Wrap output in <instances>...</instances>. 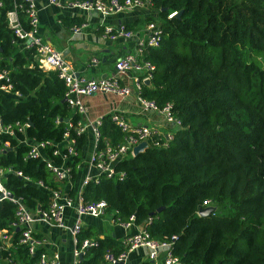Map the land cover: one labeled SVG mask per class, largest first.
<instances>
[{
	"label": "trees",
	"instance_id": "trees-1",
	"mask_svg": "<svg viewBox=\"0 0 264 264\" xmlns=\"http://www.w3.org/2000/svg\"><path fill=\"white\" fill-rule=\"evenodd\" d=\"M14 7L29 27L26 0H0V73L7 72L0 85H11L9 92L0 90V126L14 129L12 135L0 131L1 179L36 210L48 205L50 189L64 184L46 166V159L63 162L53 153L56 143L66 130L76 141V153L64 161L74 182L84 134L68 127L66 119L75 124L80 115L64 100V80L41 67L35 49L25 47L8 25L6 13ZM150 7L159 22L151 14L125 24L131 30L156 21L161 29L159 44L143 50L155 69L141 94L159 106L170 102L181 126L168 146L154 145L162 137L154 135L147 148L118 161L121 178L89 180L83 201L105 200L106 213L116 220L132 215L154 239L171 241L172 252L187 264H264V0H151ZM171 12L176 14L168 16ZM82 20L61 18L65 27ZM17 123L27 125L18 130ZM99 129L98 148L107 140L115 145L123 135L110 114ZM24 139L44 142L45 158L30 156ZM204 200L216 210L199 215ZM14 219V204L0 200V230ZM77 236L98 241L87 248L82 264L124 249L92 225ZM18 248L23 260L35 259Z\"/></svg>",
	"mask_w": 264,
	"mask_h": 264
},
{
	"label": "built area",
	"instance_id": "built-area-1",
	"mask_svg": "<svg viewBox=\"0 0 264 264\" xmlns=\"http://www.w3.org/2000/svg\"><path fill=\"white\" fill-rule=\"evenodd\" d=\"M28 7L26 8L28 28H24L19 18L16 8L7 11L6 17L8 25L14 29L16 35L23 39V45L27 48L35 49V57L44 69L55 70L59 77L64 80L66 91L65 101L69 106L75 109L77 113L85 114V107L80 99L82 95H90L96 92H107L123 97L134 94L141 102L144 109L157 111L163 118L165 126H169L173 130L181 126L179 118H176L171 112L170 102L162 106L156 104L153 99L142 96L143 82H149L155 65L143 57V50L147 46H157L161 39V29L158 22L151 21L145 26L146 35L136 39V47L132 51H128L123 56L116 59L114 64V74L109 77L94 78L87 77L83 74H77L65 59L61 50L57 49L49 42L42 39L39 33V16L36 6V0H26ZM48 4L59 8H74L83 10H95L102 17L103 38L115 40L118 37L135 38L134 32L128 29L124 24L112 25L106 22V18L117 12L131 11L139 6L150 7L151 0H47ZM175 12L169 13L172 16ZM87 21L80 24H73L71 30L75 33L80 32L82 28L88 26ZM134 73V85H130L122 80L129 72ZM7 77V72L0 73V79ZM0 90L4 92L11 91L10 84H1ZM18 95V92H15ZM102 118V117H101ZM101 118L95 122L88 121L83 123L80 119L75 123L68 121V127L72 126L76 134L83 133L87 125H90L94 134L96 148L90 156V162L97 170V175L86 174L83 180V186L89 181L99 182V176L103 175L107 178H121L123 171L116 170L115 164L121 159L134 155L133 148L142 141L149 144V139L154 135H161V140H153L154 145L168 146L172 139V131H159L153 126L148 125H131L124 115L117 111L111 113V120L123 133L121 140L112 145L108 140L104 145L98 148V140L100 136L99 125ZM27 124L17 123L18 130H23ZM4 129L11 135L14 129L11 125L5 127L0 126V131ZM69 131L66 130L63 140L56 143L53 150L54 154L61 156L63 162L58 163L50 159H46V166L50 169L59 180H70V168L64 163L67 159H71L76 153L75 139L68 138ZM21 142L30 146L28 154L32 157L45 158L43 153L44 142H36L30 139H24ZM11 170V168H8ZM4 170L0 168V200L8 199L15 206V219L10 223V227L0 230V264H61L60 253L56 249L50 252L45 248V240L38 233L35 224L45 223L52 226L68 229L73 234L74 247L72 251V264H82L81 259L87 248L97 245L98 241L95 237L78 238L77 232L81 228V218L83 215H91L100 217L106 214V201L99 200L96 202H84L81 189L76 195L66 194L62 187L50 189L51 200L44 208L31 210L24 202L20 195H14L9 188L2 182ZM17 175L29 180V176L23 175L21 170L14 171ZM37 184L47 187L42 180H38ZM203 204L208 206L207 200ZM204 206V207H205ZM67 208L74 209L76 217L72 224H68L65 220V210ZM150 219V218H149ZM116 220V219H115ZM124 226H129L133 222L131 215L127 221L117 220ZM17 232V235L15 233ZM172 238H175L173 235ZM171 241L154 239L149 231L144 227L127 233L123 239L124 250L114 253L111 250L106 251L103 257L96 264H118L124 263L127 259L129 251L137 247H147L150 251V262L148 264H187L171 250ZM19 246L25 248L28 255H34L33 261L23 260L18 256L16 250Z\"/></svg>",
	"mask_w": 264,
	"mask_h": 264
},
{
	"label": "crops",
	"instance_id": "crops-1",
	"mask_svg": "<svg viewBox=\"0 0 264 264\" xmlns=\"http://www.w3.org/2000/svg\"><path fill=\"white\" fill-rule=\"evenodd\" d=\"M36 6L39 16V33L42 39L61 50L65 59L77 74H83L87 77L102 78L112 76L116 59L135 49L136 39L146 35L145 24L131 29L135 38L118 37L115 40L103 38L102 17L95 10L59 9L48 4L47 0H36ZM151 14L156 16L151 7L139 6L131 11L111 14L106 18V22L112 25L121 23L125 25ZM65 15L79 16L83 19L82 21H87L89 24L82 28L80 32L75 33L70 26L65 27L62 24L61 18ZM133 76L134 73L130 71L127 76L122 77V80L134 85ZM80 99L86 111L84 115L78 113L80 115L79 119L83 123L88 121L95 122L98 118L107 114L111 115L113 111H117L124 115L131 125L153 126L159 131H165V133L169 130L173 131L169 126H165L162 116L157 111L144 109L134 94L120 97L112 93L96 92L90 95H82ZM69 107L73 113H77L74 108ZM66 121H69V119L67 118ZM90 127V125H87L83 132L84 143L81 149V160L76 179L74 182L66 180L62 185L66 194L76 195L80 189L81 191L83 189L85 175L94 176L98 173L90 162V156L97 147V140ZM75 217L74 209L67 208L65 210V220L69 225L73 223ZM86 225L94 226L99 236L109 235L118 241L120 240L122 245L127 233L141 227V225L134 222L130 223L129 226H124L109 213L100 217L83 215L81 227ZM35 228L44 238L47 251L50 252L52 249H56L60 253L61 264H72L74 240L71 231L40 222L35 224ZM149 254L150 251L147 247H137L128 252L127 259L123 264H148L150 262Z\"/></svg>",
	"mask_w": 264,
	"mask_h": 264
},
{
	"label": "water",
	"instance_id": "water-1",
	"mask_svg": "<svg viewBox=\"0 0 264 264\" xmlns=\"http://www.w3.org/2000/svg\"><path fill=\"white\" fill-rule=\"evenodd\" d=\"M176 14V13H175ZM178 14V13H177ZM65 100V98H64ZM148 145H147V142L146 141H142L140 142L139 144H137L134 148H133V152L134 154H137L139 153L140 151L144 150L145 148H147ZM39 209V208H38ZM216 210V207L215 206H205V207H201L199 210H198V214L199 215H207V214H210L212 213L213 211ZM119 264V263H118Z\"/></svg>",
	"mask_w": 264,
	"mask_h": 264
},
{
	"label": "rangeland",
	"instance_id": "rangeland-1",
	"mask_svg": "<svg viewBox=\"0 0 264 264\" xmlns=\"http://www.w3.org/2000/svg\"><path fill=\"white\" fill-rule=\"evenodd\" d=\"M153 10V9H152ZM155 14V11H154ZM155 19L159 22L160 18L158 16H155ZM135 155V154H134ZM131 156V155H130ZM133 156V155H132ZM134 222V221H133Z\"/></svg>",
	"mask_w": 264,
	"mask_h": 264
}]
</instances>
